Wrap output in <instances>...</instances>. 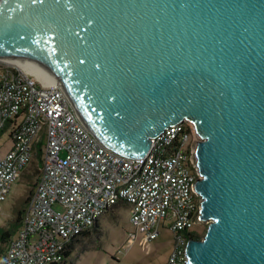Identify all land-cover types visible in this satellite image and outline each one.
I'll use <instances>...</instances> for the list:
<instances>
[{
	"label": "water",
	"instance_id": "obj_1",
	"mask_svg": "<svg viewBox=\"0 0 264 264\" xmlns=\"http://www.w3.org/2000/svg\"><path fill=\"white\" fill-rule=\"evenodd\" d=\"M0 55L42 63L122 156L192 122L209 227L187 264H264V0H5Z\"/></svg>",
	"mask_w": 264,
	"mask_h": 264
},
{
	"label": "built area",
	"instance_id": "obj_2",
	"mask_svg": "<svg viewBox=\"0 0 264 264\" xmlns=\"http://www.w3.org/2000/svg\"><path fill=\"white\" fill-rule=\"evenodd\" d=\"M9 125L13 145L0 159V204L40 151L42 167L0 264H62L74 242L119 204L131 207L128 244L141 235L146 249L169 229L175 242L167 264L189 263L188 235L205 223L193 148L203 138L192 122L153 138L145 156L125 157L92 133L61 82L0 58V137Z\"/></svg>",
	"mask_w": 264,
	"mask_h": 264
},
{
	"label": "rangeland",
	"instance_id": "obj_3",
	"mask_svg": "<svg viewBox=\"0 0 264 264\" xmlns=\"http://www.w3.org/2000/svg\"><path fill=\"white\" fill-rule=\"evenodd\" d=\"M12 128L9 125L0 137V159L13 145L10 137ZM39 167H42V159L38 157L28 166L24 176L13 184L8 199L0 204V229H15L17 212L26 209V201L34 192L40 174ZM56 208L60 209L58 205ZM130 212L131 207L127 204L113 208L99 220L97 227L88 236L74 242L73 253L65 264H167L175 242L173 232L162 228L161 236L146 249L141 244V235L132 244H128L133 234ZM208 227V223H201L192 231L199 233L203 239ZM7 245L0 244V247L4 249Z\"/></svg>",
	"mask_w": 264,
	"mask_h": 264
},
{
	"label": "trees",
	"instance_id": "obj_4",
	"mask_svg": "<svg viewBox=\"0 0 264 264\" xmlns=\"http://www.w3.org/2000/svg\"><path fill=\"white\" fill-rule=\"evenodd\" d=\"M39 150H41V149H39ZM38 157L40 159H42L41 151L38 152L37 158ZM39 169H40V167H39ZM25 173H26V171L24 172V174ZM24 174H23V176H24ZM37 174H38V172H37ZM32 177H33V175L30 178H32ZM34 186H36V184ZM33 193L34 192H32V195H33ZM30 199L31 198L29 197L28 200L26 201V205L30 202ZM25 212H26V209L19 210L17 212L16 220L14 221L15 229H13V230L12 229L5 230L4 228L0 229V244H4V245L8 244L9 245L12 242V240L16 237L18 231L22 227ZM97 225H98V222L95 225V227H97ZM89 234H90V232H87V233L83 234V236L86 237ZM188 237H189V239H194V238L195 239H202V236L199 233L190 234V235H188ZM8 245H7V247H8ZM7 247L4 249H1V247H0V258L6 252ZM72 253H73V245L70 247V250L67 252L66 260L62 264H65L67 262V260L71 257Z\"/></svg>",
	"mask_w": 264,
	"mask_h": 264
},
{
	"label": "bare ground",
	"instance_id": "obj_5",
	"mask_svg": "<svg viewBox=\"0 0 264 264\" xmlns=\"http://www.w3.org/2000/svg\"><path fill=\"white\" fill-rule=\"evenodd\" d=\"M5 0H0V5L4 2ZM0 58L3 60H7L9 62H19V63H24L26 64L29 69L34 72L35 74H37L38 76H47L51 79L54 80V82H58L59 80L56 78V76L49 70L47 69L42 63L36 61L34 63H28L16 58H12V57H6V56H2L0 55Z\"/></svg>",
	"mask_w": 264,
	"mask_h": 264
}]
</instances>
